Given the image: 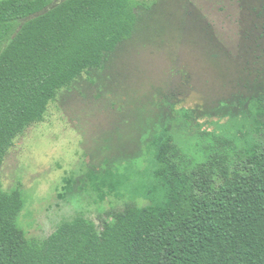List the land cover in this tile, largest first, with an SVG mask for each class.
Returning a JSON list of instances; mask_svg holds the SVG:
<instances>
[{"label": "trees", "instance_id": "16d2710c", "mask_svg": "<svg viewBox=\"0 0 264 264\" xmlns=\"http://www.w3.org/2000/svg\"><path fill=\"white\" fill-rule=\"evenodd\" d=\"M158 3L0 0V264H264V0L242 4L252 24L242 31L241 65L231 70L243 75L228 95L196 107L182 101L187 73L167 87L138 64L117 70H127L116 58ZM205 29L215 59L235 62ZM55 104L84 136L81 191L110 207L99 224L76 214L48 236L30 237L19 223L24 180L9 189L1 170ZM84 112L86 125L98 124L91 138ZM101 120L112 126L102 135ZM126 122L136 123L134 140L117 135ZM135 178L154 181L143 187ZM66 181L63 201L79 182ZM133 184L149 203L130 197ZM113 197L124 205H111Z\"/></svg>", "mask_w": 264, "mask_h": 264}, {"label": "rangeland", "instance_id": "374dc122", "mask_svg": "<svg viewBox=\"0 0 264 264\" xmlns=\"http://www.w3.org/2000/svg\"><path fill=\"white\" fill-rule=\"evenodd\" d=\"M243 1L159 0L155 8L144 14L137 27V35L129 45L130 50L116 58L119 66L124 64L127 70L120 67L117 70L127 73L134 64H138L141 66L138 71L148 75L152 73L157 79L169 80L167 87L181 85V78L187 73L191 80L184 87L186 94L182 101L190 107L205 104L206 99L228 95L234 88L236 76L243 75L238 73L241 72L240 68L237 73L231 68L241 65L238 56L245 50L242 31L245 26L252 24V15H246L243 10ZM203 25L212 30L217 42L228 54L235 56V62L225 56H221V60L215 59V42ZM50 118L41 126L31 127L17 141L1 170L5 187L9 189L18 184L19 178L24 180L26 208L19 223L25 226L30 237H46L59 223L76 214L85 215L99 224L100 213L110 207L109 201L96 204L85 191H81L85 184L81 177L86 171L85 147L82 143L84 136L57 104L53 106ZM86 118L84 112L82 126L91 138L97 135L98 124L91 122L86 125ZM135 128L136 123L130 125L126 122L119 127L117 135L119 138L123 136L134 140L137 134ZM99 129L102 135L111 130L112 126L101 120ZM90 145L94 151L96 146L94 143ZM68 177L78 179L79 182L73 190L68 189L69 201H63L59 198ZM134 180L135 184L143 187L152 185L154 181H144V178L142 181L138 178ZM139 189L137 187L136 192H131L130 197L138 193V196L141 195L138 199L140 205L149 203ZM94 198H97V193ZM113 198L111 205H124L125 199Z\"/></svg>", "mask_w": 264, "mask_h": 264}]
</instances>
